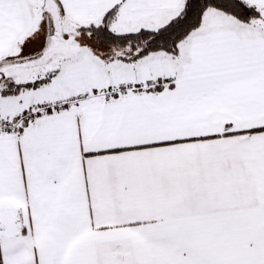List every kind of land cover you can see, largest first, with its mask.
Returning <instances> with one entry per match:
<instances>
[{
    "label": "snow or ice",
    "instance_id": "snow-or-ice-1",
    "mask_svg": "<svg viewBox=\"0 0 264 264\" xmlns=\"http://www.w3.org/2000/svg\"><path fill=\"white\" fill-rule=\"evenodd\" d=\"M0 264H264V0H0Z\"/></svg>",
    "mask_w": 264,
    "mask_h": 264
}]
</instances>
